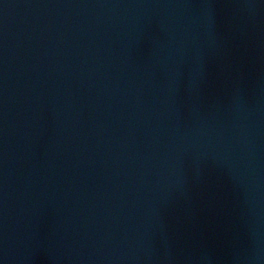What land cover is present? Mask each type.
I'll return each instance as SVG.
<instances>
[{
  "label": "water",
  "instance_id": "95a60500",
  "mask_svg": "<svg viewBox=\"0 0 264 264\" xmlns=\"http://www.w3.org/2000/svg\"><path fill=\"white\" fill-rule=\"evenodd\" d=\"M0 264H264V0H0Z\"/></svg>",
  "mask_w": 264,
  "mask_h": 264
}]
</instances>
